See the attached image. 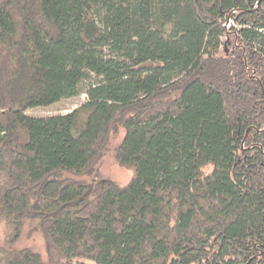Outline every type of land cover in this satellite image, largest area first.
<instances>
[{
    "label": "trees",
    "instance_id": "1",
    "mask_svg": "<svg viewBox=\"0 0 264 264\" xmlns=\"http://www.w3.org/2000/svg\"><path fill=\"white\" fill-rule=\"evenodd\" d=\"M116 122L130 183L62 179ZM2 224L0 264H264V0H0Z\"/></svg>",
    "mask_w": 264,
    "mask_h": 264
},
{
    "label": "rangeland",
    "instance_id": "2",
    "mask_svg": "<svg viewBox=\"0 0 264 264\" xmlns=\"http://www.w3.org/2000/svg\"><path fill=\"white\" fill-rule=\"evenodd\" d=\"M230 25L233 24L230 22ZM229 29V26H228ZM234 34L229 31L227 37L224 38V46L221 49V57L225 54L230 55L233 51ZM85 96H80L73 99L63 100L60 103L48 108H37L27 112L28 115L47 118L51 116L68 114L85 102ZM125 136V130L120 122L114 125L101 158L92 170L82 176L73 175L70 173H62V179H70L86 185H91L99 182L100 180H109L124 187L130 183L133 177V172L121 167L117 161V151ZM6 227L0 225V247H7L6 241ZM24 249H32L39 253L43 260L47 262V245L41 233V230L36 222H26L22 236L17 244L13 246L14 251H21Z\"/></svg>",
    "mask_w": 264,
    "mask_h": 264
}]
</instances>
